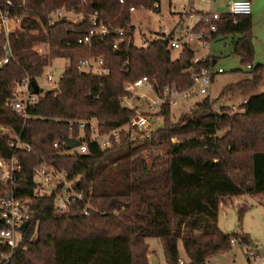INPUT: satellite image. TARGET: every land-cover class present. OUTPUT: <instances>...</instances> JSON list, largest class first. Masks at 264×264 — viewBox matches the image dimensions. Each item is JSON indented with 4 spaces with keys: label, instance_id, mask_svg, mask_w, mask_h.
<instances>
[{
    "label": "trees",
    "instance_id": "16d2710c",
    "mask_svg": "<svg viewBox=\"0 0 264 264\" xmlns=\"http://www.w3.org/2000/svg\"><path fill=\"white\" fill-rule=\"evenodd\" d=\"M160 3L0 0V10L18 20L9 35L0 32V61L11 55L0 68V126L11 132H0V160L17 158L21 170L15 174L16 196L30 200L32 209L30 227L11 264H149L151 238L162 240L167 264L181 263L179 242L187 264H206L230 251L233 241L251 244L248 234L222 232L219 211L223 198L264 196V93L257 94L264 65H252V15L222 13L215 31H210L212 41L235 37L234 53L250 67L248 79L227 86L221 94L247 97L240 112L217 111L206 96L174 122L167 102L159 111L163 127L146 139L139 131L135 137L122 132L103 148L87 130V154L71 155L63 146L54 147L57 141L80 138L78 125L70 128L71 121H95L103 134L127 125L138 114L137 108L123 105L132 97L124 89L127 83L148 77L160 95L166 86L186 91L194 84L191 71L213 67L211 58L195 63L197 52L187 44L173 59L174 34H162L146 47L135 45L132 13H160ZM57 10L83 14L85 20L65 18L52 24L50 15ZM93 14L108 33L84 43ZM203 29L210 27L198 24L194 31ZM89 57L101 58L109 74L83 72L80 62ZM59 58L68 65L56 88L37 95L26 117L8 105L24 78L37 83ZM17 138L31 150L13 146ZM44 162L65 170L70 181L79 180L75 190L82 193V201L60 212V189L51 195L38 193L34 169ZM88 204L97 210L89 216L84 214ZM246 211L245 205L240 208V221ZM33 236L35 247L25 251Z\"/></svg>",
    "mask_w": 264,
    "mask_h": 264
},
{
    "label": "rangeland",
    "instance_id": "374dc122",
    "mask_svg": "<svg viewBox=\"0 0 264 264\" xmlns=\"http://www.w3.org/2000/svg\"><path fill=\"white\" fill-rule=\"evenodd\" d=\"M231 0H161V11L155 13L145 9H138L132 13L131 25L135 27L134 43L138 47H146L152 40L157 39L160 35L174 34V39L178 40L182 47L187 44L197 52L198 59L211 58L215 64L214 71L223 70L222 74H217L213 85L211 86L208 98L214 102V108L217 111L223 109L229 110L230 113L240 112L241 105L247 100L240 93L228 92L222 96V92L229 85L248 79L250 69L247 65L242 64L241 59L234 53L233 36L219 38L211 41L204 47L195 40L190 34L188 27L194 24L189 18L190 14L197 13H226L227 5ZM252 5V35L254 42V61L253 67L259 64L264 65V0H251ZM68 19L77 22V18L68 15ZM18 26V23L17 25ZM39 52L44 51L42 46H37ZM182 49L173 50V59H177ZM68 61L59 58L53 61L52 65L46 68L42 78L37 83L44 92L50 91L53 85L60 80ZM83 72H89L87 68H82ZM242 71V72H240ZM48 75H53V82L47 80ZM17 89V88H16ZM139 92L145 93L147 98L138 99L136 95L123 100V105L130 109H138L139 113H147L148 99H155V94L150 87L140 88ZM264 93V80L257 90V94ZM205 99V96L193 94L188 99L179 100V104L171 110V118L177 122L183 115L189 114L198 102ZM152 123V132L163 127L164 120L159 117V109L149 113ZM127 130V127L125 128ZM137 132H132L136 136ZM143 138V137H142ZM35 180L40 184L38 193L40 195L48 194L43 188V179L39 176ZM42 185V186H41ZM247 207L243 219L240 221L239 210L242 206ZM219 227L225 234H248L251 238L250 245H241L239 242L233 245L228 252L216 255L208 260L206 264H264V196L252 197L243 195L239 197L224 198L220 205ZM150 245L148 255L149 264H167L163 242L158 238L147 240ZM181 262L187 264L182 243L179 242ZM254 250L258 257L256 261L249 263V252ZM181 264V263H180Z\"/></svg>",
    "mask_w": 264,
    "mask_h": 264
},
{
    "label": "built area",
    "instance_id": "2783aa9c",
    "mask_svg": "<svg viewBox=\"0 0 264 264\" xmlns=\"http://www.w3.org/2000/svg\"><path fill=\"white\" fill-rule=\"evenodd\" d=\"M208 1V0H202ZM11 5V2H7ZM25 3V2H24ZM226 13L232 15H252V5L251 0H231L227 5ZM222 13H193L189 15V18L194 21L192 26L188 27V30L195 40L201 43L204 47L210 43L211 35L210 31H215V22L220 19ZM68 15L77 18V22H83L85 16L83 14H75L73 12H66L64 10H57L53 12L50 17L52 24L61 20L68 19ZM89 20L91 21V28L84 38V43H90L91 39L95 36H105L108 33V27L99 20L98 14L89 15ZM18 20L13 19L10 16V11L0 10V32L5 31L7 35L15 30L17 27ZM198 24L209 25V31L203 29L199 32H195L194 29ZM165 34L166 31H164ZM124 31H120V35H123ZM116 47V45H115ZM170 48L173 50L182 49V44L178 40H173L170 43ZM11 59V55H8L5 59L0 61V68L8 64ZM200 59L196 58L194 62H198ZM103 60L101 58L89 57L80 62L81 69L87 68L89 72L95 74H109V70L103 67ZM250 68V67H249ZM223 70L214 71L213 67L207 69H202L200 72L191 71V75L194 80L193 86L186 90H180L171 86H166L163 92L158 94L153 88L148 77H143L137 80L135 83H127L125 85V91L132 95H136L138 99L147 98L145 93L139 92L140 88L150 87L154 94L155 99H148L147 105L149 111L147 113H139L134 117L127 125L119 129L113 130L111 133L103 134L95 121H79L70 122V128L73 125H78L80 129V138L76 139L80 141V145L72 150H67L65 141H57L54 144L55 148L60 146L65 147V153L71 155H85L88 152V144L84 140L86 131H90L93 134L92 141L98 142L103 148L109 147L113 138H119L122 132L132 133V132H142L143 139L149 137L152 132V123L149 113H153L156 109H159L166 104L170 103L172 107L179 104V100L188 99L193 94H199L202 96H209L211 91V86L214 81V77L217 74H222ZM47 80L53 82V75H48ZM56 84L53 88H56ZM38 101V96L33 93L32 81L30 78H24L18 85L15 91L13 99L8 102L14 110L21 113L24 117L27 116V109L29 106L35 104ZM244 103H247L245 100ZM230 114H233L231 112ZM127 127V130L125 128ZM0 132L4 135H11L10 129L1 127ZM16 148H25L30 151L31 148L23 145L21 140L17 138V142L12 143ZM21 170L20 165L16 157H12L9 160H0V183L3 185V189H0V223L2 228L0 229V264H11L16 251L21 247L24 240V233L28 230L22 229V226L26 222H30L32 215L31 201L23 200L16 196V179L15 174ZM34 175L39 176L43 179V188L47 190L48 194L51 195L60 189V192L56 195V208L60 212H65L69 205L75 201H82V193H78L75 187L78 185L79 180L70 181L69 175L65 170H59L53 165L47 162L42 163L34 169ZM39 184V189H40ZM38 189V190H39ZM97 211L90 204L86 206L84 214L89 216L92 212ZM232 244H236L233 241ZM36 245V236H33L29 241L28 245L25 246L24 250L27 251L31 247ZM258 254L256 251L251 250L249 252L250 261H256ZM183 262H181L182 264Z\"/></svg>",
    "mask_w": 264,
    "mask_h": 264
},
{
    "label": "water",
    "instance_id": "95a60500",
    "mask_svg": "<svg viewBox=\"0 0 264 264\" xmlns=\"http://www.w3.org/2000/svg\"><path fill=\"white\" fill-rule=\"evenodd\" d=\"M32 88H33V93L35 95H39L44 92L42 89H40L39 85L36 82H32ZM65 144H66L67 150H72L80 145V141L72 139V138H67L65 139ZM29 224L30 222L24 223L22 226V229H27Z\"/></svg>",
    "mask_w": 264,
    "mask_h": 264
},
{
    "label": "crops",
    "instance_id": "0c3cea01",
    "mask_svg": "<svg viewBox=\"0 0 264 264\" xmlns=\"http://www.w3.org/2000/svg\"><path fill=\"white\" fill-rule=\"evenodd\" d=\"M214 64H215V62H214ZM213 82H214V81H213ZM212 85H213V84H212ZM223 199H224V198H223ZM223 199H222V200H223ZM222 200H221V202H222Z\"/></svg>",
    "mask_w": 264,
    "mask_h": 264
}]
</instances>
